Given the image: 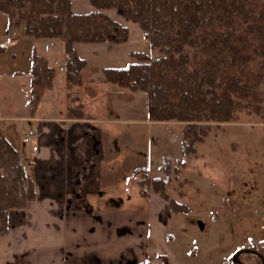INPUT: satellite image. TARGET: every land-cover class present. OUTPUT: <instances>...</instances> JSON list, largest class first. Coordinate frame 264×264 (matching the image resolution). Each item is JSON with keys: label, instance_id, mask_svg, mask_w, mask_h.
<instances>
[{"label": "trees", "instance_id": "obj_1", "mask_svg": "<svg viewBox=\"0 0 264 264\" xmlns=\"http://www.w3.org/2000/svg\"><path fill=\"white\" fill-rule=\"evenodd\" d=\"M94 11L76 14L71 0H0V11L8 17V30L25 25L34 38H60L65 44L67 97L83 84L87 61L74 44L125 43L129 29L105 10L116 9L127 22L147 34L152 58L131 52L135 59L127 67L103 70L104 81L147 96L151 121L184 122L183 153H197L210 125L226 123L243 109L258 110L264 103V0H89ZM55 70L34 51L31 66L30 112L35 114L42 96L52 89ZM71 107V106H70ZM74 108V109H73ZM68 118H86L71 107ZM175 170L172 160L162 159L164 178L137 167L131 181L136 192L159 194L175 213L189 207L168 194ZM36 198L32 180L26 177L18 150L0 130V235L8 232V212L24 209ZM165 264L168 262L165 261ZM223 264H236L226 261Z\"/></svg>", "mask_w": 264, "mask_h": 264}, {"label": "crops", "instance_id": "obj_2", "mask_svg": "<svg viewBox=\"0 0 264 264\" xmlns=\"http://www.w3.org/2000/svg\"><path fill=\"white\" fill-rule=\"evenodd\" d=\"M71 2L76 14L95 10L92 5L77 6L74 0ZM105 13L128 27L129 40L125 43L74 44L77 54L87 61L82 71L83 84L71 90L77 93L76 104L84 105L79 89L86 83L90 84V95L96 96L97 86L106 83L105 68L118 67V63L127 67L135 61L130 53L142 52L133 49L138 46V41L131 42L132 28L136 40L150 47L147 34L138 24L139 32L120 14L122 18L112 16L110 10ZM6 21L8 23V17ZM4 31V37L0 39V124L4 121L30 124L33 131L29 138L34 144L33 149L26 145L17 127L10 124L4 128L0 126V130L20 153L26 177L33 181L36 190L35 200L26 208L11 209L8 213V232L0 237L1 243L6 244L2 254L4 264H165V261L180 264L174 253V230L179 221L172 218L174 212L169 203L154 192L148 196L139 195L131 181L133 171L141 165L111 170L105 164L106 152L111 154L113 149L106 150L104 141L116 136L111 129L106 131L99 124L118 120L97 118L85 110L87 119L68 118L64 104L54 105L60 100L56 94V80L63 78L66 81L64 41L60 38H19L16 30L9 31L7 26ZM10 32L16 35L7 40ZM89 49H93L94 54L107 51L109 63L96 72L91 70V59L86 55ZM34 51L54 68L55 78L52 89L44 93L36 113L31 114ZM151 52L156 54L152 49ZM98 71L100 75H97ZM42 105L47 109L53 107L54 111L43 110L42 113ZM137 122L147 125L148 139L152 130L168 133L161 126H179L183 141L184 127L179 122L151 121L148 111ZM145 166L151 179L165 177L161 169L159 175L153 177L149 163ZM121 186L123 191L116 192L115 189Z\"/></svg>", "mask_w": 264, "mask_h": 264}, {"label": "rangeland", "instance_id": "obj_3", "mask_svg": "<svg viewBox=\"0 0 264 264\" xmlns=\"http://www.w3.org/2000/svg\"><path fill=\"white\" fill-rule=\"evenodd\" d=\"M74 2L77 6L91 7L89 0ZM110 12L112 16L122 18L116 9ZM6 18V14L0 11V39L6 31ZM126 23L135 25L136 30L141 31L136 23ZM15 30L19 38L27 36L25 25ZM12 33L15 32L9 34ZM131 38V42L138 41L134 50L146 52L153 57L159 55L157 51L156 54L151 52V48L143 41L136 40L133 28ZM93 52V49H89L86 55L91 59L90 69L96 72L109 63V54L107 51H99L98 54ZM117 65L123 66L122 63ZM100 71L97 75L101 74ZM65 82L63 78L56 80V94L60 100L55 101L54 105L64 104L66 116L68 109L73 106L76 110H83L86 116L84 119L89 118L85 111H90L97 118L118 120L99 124L106 131L111 129L116 136L115 139L106 138L104 141L106 150L113 149V153L106 152L105 155V164L109 169H128L149 163L151 174L156 177L159 169L162 170V159L165 156L175 161H172L175 170L168 184V194L186 204L190 210L187 214L172 213V218L179 221L174 230V253L180 264H223L231 261L233 255L242 248H257L259 242L264 246V103L258 110L249 108L237 112L230 122H204L210 125L208 136L198 143L196 154L186 156L179 126H161L168 133L152 130L151 138L148 139L147 125L137 122L147 111L145 92L104 83L97 86V94L92 97L90 84L86 83L79 89L83 95V105L75 103L76 92L71 91V99L67 97ZM260 90L264 95V84ZM40 110L42 113L43 110L50 113L54 108L47 109L42 105ZM128 119L137 121H126ZM179 123L183 127L186 125L184 122ZM10 124L18 128L26 145L32 150L34 144L29 134L33 130L30 124L4 121L0 126L4 128ZM115 191L122 192L123 187ZM1 241L0 264H4L2 254L6 244ZM241 259L245 264H259L254 256L243 255Z\"/></svg>", "mask_w": 264, "mask_h": 264}, {"label": "water", "instance_id": "obj_4", "mask_svg": "<svg viewBox=\"0 0 264 264\" xmlns=\"http://www.w3.org/2000/svg\"><path fill=\"white\" fill-rule=\"evenodd\" d=\"M248 253H254V254H257L258 252L256 250H253V249H249V248H244V249H240L238 250L234 255H233V262L237 263V264H245L241 259H240V255L241 254H248ZM259 256L262 257L263 259V264H264V257L258 253Z\"/></svg>", "mask_w": 264, "mask_h": 264}, {"label": "flooded vegetation", "instance_id": "obj_5", "mask_svg": "<svg viewBox=\"0 0 264 264\" xmlns=\"http://www.w3.org/2000/svg\"><path fill=\"white\" fill-rule=\"evenodd\" d=\"M245 248H247V247H245ZM249 249H253V250H256L258 253H260L263 257H264V246H263V244L261 243V242H259V244H258V247L257 248H252V247H248ZM242 249H244V248H242ZM254 254V253H248V254H241L240 255V259L242 258V256L243 255H250V256H254V257H256V259H257V262L259 263V264H263V259H262V257L261 256H259V254ZM242 260V259H241ZM231 261H233V260H231ZM246 262V261H245ZM235 263V262H234ZM249 262H246V264H248ZM237 264V263H236Z\"/></svg>", "mask_w": 264, "mask_h": 264}, {"label": "built area", "instance_id": "obj_6", "mask_svg": "<svg viewBox=\"0 0 264 264\" xmlns=\"http://www.w3.org/2000/svg\"><path fill=\"white\" fill-rule=\"evenodd\" d=\"M13 37H15V33L8 34L7 40L12 39ZM5 43H6V41H5Z\"/></svg>", "mask_w": 264, "mask_h": 264}]
</instances>
